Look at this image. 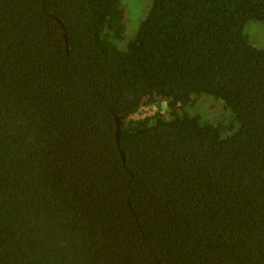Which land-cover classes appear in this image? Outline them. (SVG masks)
<instances>
[{"label": "trees", "instance_id": "16d2710c", "mask_svg": "<svg viewBox=\"0 0 264 264\" xmlns=\"http://www.w3.org/2000/svg\"><path fill=\"white\" fill-rule=\"evenodd\" d=\"M249 22L264 0H151L131 36L120 0H0V264H264Z\"/></svg>", "mask_w": 264, "mask_h": 264}, {"label": "rangeland", "instance_id": "374dc122", "mask_svg": "<svg viewBox=\"0 0 264 264\" xmlns=\"http://www.w3.org/2000/svg\"><path fill=\"white\" fill-rule=\"evenodd\" d=\"M120 5L125 11L126 35H133L139 25L146 18L148 10L151 6V0H120ZM244 34L249 41L256 47L264 50V24L260 22H249L244 27ZM220 100L210 96H202L194 107L186 111L188 115L199 114L203 121L204 119H217L223 114H227ZM145 111L134 115L133 119L144 118L151 116L156 112L164 113L167 111L166 103L162 100H157L154 104L144 105L141 107ZM232 115V114H231ZM228 132L232 135L238 130V124Z\"/></svg>", "mask_w": 264, "mask_h": 264}, {"label": "water", "instance_id": "95a60500", "mask_svg": "<svg viewBox=\"0 0 264 264\" xmlns=\"http://www.w3.org/2000/svg\"><path fill=\"white\" fill-rule=\"evenodd\" d=\"M57 22L59 23V25L61 26V28L63 29L64 31V34H63V38L67 44V37H66V32H65V26L64 24L62 23L61 20H57ZM115 117V122H116V142H117V147L119 148V139H120V132H119V128H120V124H121V118L114 115ZM119 152H120V155L122 157V161L124 163V157H123V153H122V150L119 148Z\"/></svg>", "mask_w": 264, "mask_h": 264}, {"label": "built area", "instance_id": "2783aa9c", "mask_svg": "<svg viewBox=\"0 0 264 264\" xmlns=\"http://www.w3.org/2000/svg\"><path fill=\"white\" fill-rule=\"evenodd\" d=\"M142 111H145V109L140 108L139 112H142ZM139 112H138V113H139ZM138 113H137V114H138ZM137 114H135V115H137Z\"/></svg>", "mask_w": 264, "mask_h": 264}]
</instances>
